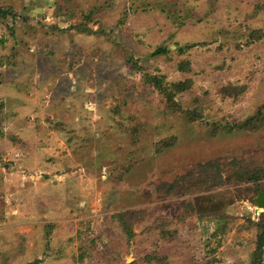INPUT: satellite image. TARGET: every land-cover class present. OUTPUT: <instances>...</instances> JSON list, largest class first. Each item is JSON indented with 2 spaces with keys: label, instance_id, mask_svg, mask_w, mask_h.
Wrapping results in <instances>:
<instances>
[{
  "label": "rangeland",
  "instance_id": "374dc122",
  "mask_svg": "<svg viewBox=\"0 0 264 264\" xmlns=\"http://www.w3.org/2000/svg\"><path fill=\"white\" fill-rule=\"evenodd\" d=\"M263 191L264 0H0V264H264Z\"/></svg>",
  "mask_w": 264,
  "mask_h": 264
},
{
  "label": "water",
  "instance_id": "95a60500",
  "mask_svg": "<svg viewBox=\"0 0 264 264\" xmlns=\"http://www.w3.org/2000/svg\"><path fill=\"white\" fill-rule=\"evenodd\" d=\"M257 205L264 210V191L256 199Z\"/></svg>",
  "mask_w": 264,
  "mask_h": 264
},
{
  "label": "trees",
  "instance_id": "16d2710c",
  "mask_svg": "<svg viewBox=\"0 0 264 264\" xmlns=\"http://www.w3.org/2000/svg\"><path fill=\"white\" fill-rule=\"evenodd\" d=\"M165 50V49H164ZM262 214V221H264V215H263V213H261ZM262 228L264 229V222L262 223ZM263 237H264V233H263ZM263 240H261L260 241V243H259V246L260 247H262L263 245H264V238H262Z\"/></svg>",
  "mask_w": 264,
  "mask_h": 264
}]
</instances>
